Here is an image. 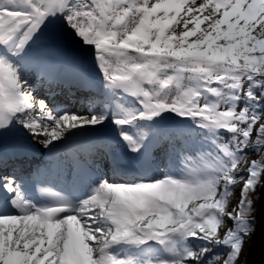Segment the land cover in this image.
<instances>
[{
    "label": "snow or ice",
    "instance_id": "1",
    "mask_svg": "<svg viewBox=\"0 0 264 264\" xmlns=\"http://www.w3.org/2000/svg\"><path fill=\"white\" fill-rule=\"evenodd\" d=\"M0 169V264H237L264 187V0H0Z\"/></svg>",
    "mask_w": 264,
    "mask_h": 264
},
{
    "label": "bare ground",
    "instance_id": "2",
    "mask_svg": "<svg viewBox=\"0 0 264 264\" xmlns=\"http://www.w3.org/2000/svg\"><path fill=\"white\" fill-rule=\"evenodd\" d=\"M79 40V39H78ZM81 41L79 40V42H77V44H81L80 43ZM84 49H88L89 50V46L87 47L86 45L83 46ZM79 50V48H77ZM83 59L86 60L87 62H89L93 68V70H96L95 69V63H94V57L92 56V54H88V52L83 56ZM97 75H99L98 73V70H97ZM33 83H35V80H33ZM46 87L47 85L45 84H41L39 87H38V90L37 92L35 93L36 95H38L39 97H43V98H47V92H46ZM87 96L88 94L87 93H80V92H77L76 93V98L79 99L80 96ZM56 102L58 104H60L61 106H63L65 109L67 110H70V111H73V112H77V111H80V112H87V108H80L78 103H73L68 97L67 95H59L57 96L56 98ZM42 150V149H41ZM39 153H37L36 155H38ZM35 155V156H36ZM35 156L31 159V160H25L23 162H20L22 164V167H23V171H24V174L27 175L29 173H27V170H33L37 165H42L45 161L44 159L40 158L39 160H36L35 159ZM10 171V169H9ZM155 176H161L162 173L157 171L156 173H154Z\"/></svg>",
    "mask_w": 264,
    "mask_h": 264
},
{
    "label": "water",
    "instance_id": "3",
    "mask_svg": "<svg viewBox=\"0 0 264 264\" xmlns=\"http://www.w3.org/2000/svg\"><path fill=\"white\" fill-rule=\"evenodd\" d=\"M255 222L256 227L246 256V264H264V187L259 190Z\"/></svg>",
    "mask_w": 264,
    "mask_h": 264
},
{
    "label": "trees",
    "instance_id": "4",
    "mask_svg": "<svg viewBox=\"0 0 264 264\" xmlns=\"http://www.w3.org/2000/svg\"><path fill=\"white\" fill-rule=\"evenodd\" d=\"M258 157H250V159H257ZM242 188V183H238L235 186H232V190H233V196L229 198V200L231 199V202L228 204V206H232L233 207V213H234V209H236L238 207V202L240 199V190ZM261 186H257V188L255 189V191L250 192L249 193V199L253 200V207L255 209L254 212V216L256 215V207H257V203H258V196H259V190H260ZM255 223V227H256V222ZM234 224L229 225V228L233 227ZM253 235L248 236L246 238H244V243L242 245V251L241 254L238 258L237 264H246V256L249 250V247L251 245L252 239H253ZM228 249L226 247H224V249L219 253L221 256L226 257Z\"/></svg>",
    "mask_w": 264,
    "mask_h": 264
},
{
    "label": "rangeland",
    "instance_id": "5",
    "mask_svg": "<svg viewBox=\"0 0 264 264\" xmlns=\"http://www.w3.org/2000/svg\"><path fill=\"white\" fill-rule=\"evenodd\" d=\"M77 39V42H79V38H76ZM81 43V42H80ZM87 47L89 46V45H86ZM77 51H79L78 49H77ZM88 54H92V56L94 57V48H93V46H89V51H88ZM241 191H242V188H241V190H240V193H241ZM231 202V199L229 200V203ZM228 203V204H229ZM227 211L229 212V213H233V207L230 205V206H227ZM234 214V213H233ZM224 224L221 226V228L219 229V233H220V235H221V238H223V236L226 234V232L229 230V225H231V224H233V221L230 219V218H228V217H225L224 218ZM224 249V246H221V247H219L218 249H216V252L217 253H220L222 250Z\"/></svg>",
    "mask_w": 264,
    "mask_h": 264
},
{
    "label": "clouds",
    "instance_id": "6",
    "mask_svg": "<svg viewBox=\"0 0 264 264\" xmlns=\"http://www.w3.org/2000/svg\"><path fill=\"white\" fill-rule=\"evenodd\" d=\"M254 212H255V209H254V207H252L249 210V214L243 218L249 225V236H251L254 233V231H255V223H254L255 216H254Z\"/></svg>",
    "mask_w": 264,
    "mask_h": 264
}]
</instances>
